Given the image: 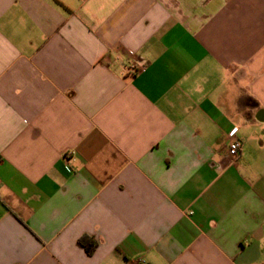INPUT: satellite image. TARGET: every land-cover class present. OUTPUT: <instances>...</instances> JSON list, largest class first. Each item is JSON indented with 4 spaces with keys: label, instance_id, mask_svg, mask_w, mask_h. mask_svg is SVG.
Returning <instances> with one entry per match:
<instances>
[{
    "label": "crops",
    "instance_id": "1",
    "mask_svg": "<svg viewBox=\"0 0 264 264\" xmlns=\"http://www.w3.org/2000/svg\"><path fill=\"white\" fill-rule=\"evenodd\" d=\"M0 264H264V0H0Z\"/></svg>",
    "mask_w": 264,
    "mask_h": 264
},
{
    "label": "built area",
    "instance_id": "2",
    "mask_svg": "<svg viewBox=\"0 0 264 264\" xmlns=\"http://www.w3.org/2000/svg\"><path fill=\"white\" fill-rule=\"evenodd\" d=\"M144 70H145V66L138 63H133L128 67V72L132 74H136L139 71H144ZM237 132L238 129L234 128L228 135L231 141L229 145L228 153L233 160L238 159L243 146L242 142L237 139ZM65 161L67 162L68 165L70 164L71 155L69 153L65 155Z\"/></svg>",
    "mask_w": 264,
    "mask_h": 264
},
{
    "label": "trees",
    "instance_id": "3",
    "mask_svg": "<svg viewBox=\"0 0 264 264\" xmlns=\"http://www.w3.org/2000/svg\"><path fill=\"white\" fill-rule=\"evenodd\" d=\"M79 242L83 247H85L88 254H92L95 249V243L92 242L90 238H81Z\"/></svg>",
    "mask_w": 264,
    "mask_h": 264
}]
</instances>
